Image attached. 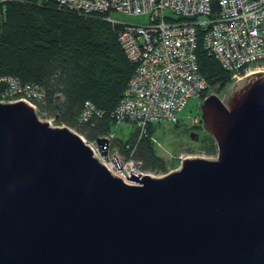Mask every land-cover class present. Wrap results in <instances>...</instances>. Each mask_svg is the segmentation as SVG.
Returning a JSON list of instances; mask_svg holds the SVG:
<instances>
[{"label":"water","instance_id":"95a60500","mask_svg":"<svg viewBox=\"0 0 264 264\" xmlns=\"http://www.w3.org/2000/svg\"><path fill=\"white\" fill-rule=\"evenodd\" d=\"M197 109L214 159L124 181L78 133L0 102V264H264V71Z\"/></svg>","mask_w":264,"mask_h":264},{"label":"built area","instance_id":"2783aa9c","mask_svg":"<svg viewBox=\"0 0 264 264\" xmlns=\"http://www.w3.org/2000/svg\"><path fill=\"white\" fill-rule=\"evenodd\" d=\"M84 16L102 15L118 26L117 39L134 69L112 117L116 124L129 121L145 130L148 124L170 122L197 125L198 114L180 117L190 97L202 99L205 79L198 70V44L229 73L232 81L264 71V0H40ZM113 11L145 15L144 24H124L111 18ZM44 90L15 75H0V102L24 101L53 126L54 118L38 111ZM99 111L85 101L77 121H91ZM58 126H64L63 124ZM96 155V142L87 143ZM98 146V145H97ZM104 165L127 180L130 170L139 174L141 161ZM151 176V175H150Z\"/></svg>","mask_w":264,"mask_h":264},{"label":"trees","instance_id":"16d2710c","mask_svg":"<svg viewBox=\"0 0 264 264\" xmlns=\"http://www.w3.org/2000/svg\"><path fill=\"white\" fill-rule=\"evenodd\" d=\"M117 30L102 15L84 16L52 1L0 0V75L41 86L44 98L38 111L56 123H78L84 102L90 101L99 115L79 128L91 137L108 133L116 125L112 112L134 69ZM196 60L206 84L202 96L210 87L221 89L233 82L200 44ZM191 127H200V122ZM145 129L151 132L153 124ZM209 141L204 149L213 153L215 144L211 137ZM136 150L144 166L163 169L147 138Z\"/></svg>","mask_w":264,"mask_h":264},{"label":"rangeland","instance_id":"374dc122","mask_svg":"<svg viewBox=\"0 0 264 264\" xmlns=\"http://www.w3.org/2000/svg\"><path fill=\"white\" fill-rule=\"evenodd\" d=\"M111 18L124 24H144L148 21V17L145 15H129L119 11H113L110 14ZM226 87L216 89V87H210L207 93L216 92L217 95H221ZM201 99L190 97L185 106L178 112L180 117L190 116L194 113L198 114L197 105ZM47 119L51 118L46 116ZM41 120H45L42 117ZM63 124L72 131L81 135L86 143L96 142L98 137L108 138V153L106 156L102 155L99 147L96 146V157L102 163L114 162L113 157L122 162L128 160L141 161L142 169L150 172L151 176L158 177L163 174L178 169L180 161L184 157H201L207 159H214L216 150L213 153L205 152V146L210 142L208 134L200 127H191L184 122H179L174 125L170 122H156L153 124V129L148 132L147 129L142 130L136 126L133 122L121 121L114 125L108 133L98 134L94 136H88L87 132L82 131L79 127L81 124H65L56 123L53 120V126ZM190 137V133H193ZM196 136V138H194ZM147 138L149 144L152 147L154 156L157 158V162L163 169L151 168L144 166L143 161L136 156L138 144L142 138ZM130 141L134 144L131 146Z\"/></svg>","mask_w":264,"mask_h":264},{"label":"flooded vegetation","instance_id":"af4514ba","mask_svg":"<svg viewBox=\"0 0 264 264\" xmlns=\"http://www.w3.org/2000/svg\"><path fill=\"white\" fill-rule=\"evenodd\" d=\"M190 134H194V132H193V133H190ZM190 134H189V135H190Z\"/></svg>","mask_w":264,"mask_h":264}]
</instances>
